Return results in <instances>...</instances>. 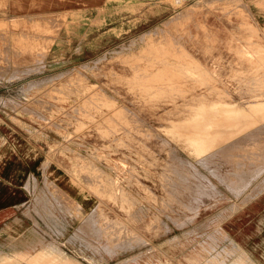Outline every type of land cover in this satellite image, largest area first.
I'll return each mask as SVG.
<instances>
[{"label":"rangeland","instance_id":"rangeland-1","mask_svg":"<svg viewBox=\"0 0 264 264\" xmlns=\"http://www.w3.org/2000/svg\"><path fill=\"white\" fill-rule=\"evenodd\" d=\"M99 17L0 18V208L28 221L9 249L101 264L125 242L168 237L177 253L182 238L215 253L231 210L264 189V121L208 151L172 125L202 105L264 102V30L248 0H111Z\"/></svg>","mask_w":264,"mask_h":264},{"label":"crops","instance_id":"crops-1","mask_svg":"<svg viewBox=\"0 0 264 264\" xmlns=\"http://www.w3.org/2000/svg\"><path fill=\"white\" fill-rule=\"evenodd\" d=\"M110 4L111 0H0V18L76 15L79 19L92 22L102 19L97 18V15ZM248 5L253 18L264 30V0H248ZM41 162L39 156V170L35 168L36 172H41ZM23 164H20L21 173L25 168ZM53 177L60 183L58 186L71 197H81L73 190L76 185L69 178L62 174ZM12 215L13 209L10 207L0 208V239L4 240L0 246L6 247L0 253V264H95L91 261L92 256L80 259L75 255L62 253L59 259L53 260V256L49 254L40 256L38 252L10 250L16 229L26 231L28 228V221L13 219ZM224 229L227 237L222 246L212 254L190 245L187 239H180L177 253L171 247V238L146 237V243L134 241L129 246L125 242L124 246L117 249L114 261L106 258L101 264H138L134 260H141L140 264H264V189L232 209L224 222ZM156 254L162 255L165 260L156 261Z\"/></svg>","mask_w":264,"mask_h":264},{"label":"bare ground","instance_id":"bare-ground-1","mask_svg":"<svg viewBox=\"0 0 264 264\" xmlns=\"http://www.w3.org/2000/svg\"><path fill=\"white\" fill-rule=\"evenodd\" d=\"M225 1V0H224ZM229 1V0H228ZM227 2V1H226ZM217 3H219L220 4V2L218 1ZM215 4V3H214ZM225 4V3H224ZM223 4V5H224ZM179 21V20H178ZM243 25H244V21H243ZM251 25V24H250ZM249 25V28L251 27ZM245 26V25H244ZM146 33V32H145ZM161 35V34H160ZM151 37V36H150ZM153 37V36H152ZM159 38V37H158ZM162 38V37H161ZM164 39V38H163ZM162 39V40H163ZM142 40V39H141ZM158 41H160V40H158ZM167 41H169L168 39H167ZM165 42V41H164ZM170 42V41H169ZM150 43H151V41H150ZM160 44H162V42H160L158 45L160 46ZM165 44V43H164ZM169 44V43H168ZM167 44V45H168ZM152 45V44H151ZM157 45V44H156ZM154 46V45H153ZM162 46H164V45H162ZM158 47V46H157ZM167 47V46H166ZM155 48H156V46H155ZM160 48V47H159ZM158 48V49H159ZM172 49V48H171ZM209 49V48H208ZM143 50V49H142ZM163 50V49H162ZM162 50H161V53H162ZM167 50V49H166ZM254 50V49H253ZM145 51V50H144ZM150 51H152V50H150ZM155 51V53L154 54H156V56L159 54V52H160V49H159V52L158 53H156V50H154ZM146 52H144V54L143 55H145V56H147V54H145ZM151 53V52H150ZM166 53V52H165ZM169 53H171V52H168L167 54H169ZM133 54V53H132ZM131 54V55H132ZM139 54L141 55L142 53L141 52H139ZM153 54V53H152ZM164 54V53H163ZM167 54H165V55H167ZM172 54V53H171ZM138 55V54H137ZM136 55V56H137ZM161 55V54H160ZM159 55V56H160ZM191 55V54H190ZM135 56V55H134ZM155 56V57H156ZM164 56V55H163ZM163 56L161 57L162 59H163ZM174 56V55H173ZM259 56V55H258ZM106 57V56H105ZM119 57H120V54H119ZM139 57V56H138ZM141 57H142V55L139 57L140 59L139 60H142V59H144V58H146V57H144V58H142L141 59ZM151 57V56H150ZM153 58H149V62L150 61H152V60H150V59H154V56H152ZM166 57H168L169 58V56H164V58H165V60L164 61H167L166 60ZM179 57V56H178ZM188 57V56H187ZM189 57H191V56H189ZM257 57V56H256ZM125 58H126V55H125ZM130 58V57H129ZM132 58V57H131ZM147 58H148V56H147ZM167 58V59H168ZM177 58V57H176ZM258 58V57H257ZM133 59V58H132ZM159 61H161V59L160 58H157ZM156 59V60H157ZM180 59V58H179ZM185 59V58H184ZM196 59V58H195ZM134 61H135V59H133ZM132 60V61H133ZM137 60H138V58H137ZM148 59H146V61H147ZM156 60H153V61H156ZM157 60V61H158ZM192 60H193V56H192ZM158 61V62H159ZM182 61V60H181ZM189 61V60H188ZM188 61H187V63H188ZM197 61H199V60H197ZM157 62V63H158ZM169 62H171V61H168V63ZM178 62V61H177ZM192 62V61H191ZM191 62H189V63H191ZM129 63V62H128ZM134 63V62H133ZM138 63V62H137ZM139 63H140V61H139ZM155 63V62H154ZM179 63H181V62H179ZM193 63V62H192ZM195 63V62H194ZM199 63V62H198ZM136 64V63H135ZM135 64H133V65H135ZM147 64V63H146ZM171 63H169V65H170ZM172 64H175V63H172ZM177 65H180V66H182L181 64H178V63H176ZM129 65H132V64H129ZM138 65V64H137ZM140 65V64H139ZM139 65H138V67H139ZM151 65H154V64H150V66ZM166 65H168L167 64V62H166V64L164 65V66H166ZM169 65L167 66V67H169ZM149 66V65H148ZM155 66H157V65H155ZM163 66V65H162ZM176 66V65H175ZM193 66V65H192ZM132 67V66H131ZM137 67V66H136ZM152 67H154V66H152ZM177 67V66H176ZM183 67H184V65H183ZM196 67H198V65L196 66ZM133 68V67H132ZM142 69H145V67L143 68V66L141 67ZM202 68V67H201ZM138 69V68H137ZM161 69V68H160ZM165 69V68H164ZM173 69H174V67H173ZM181 69V68H180ZM135 70V69H134ZM146 70H149V69H146ZM159 69H157V67H156V70H155V72H153L152 71V73H156V71H158ZM162 70H163V68H162ZM202 70V69H201ZM203 70H205V69H203ZM203 70H202V72H203ZM141 71V70H140ZM168 71H169V68H168ZM168 71H166V72H168ZM176 71H177V68H176ZM176 71H174V72H176ZM181 73H182V71H183V68H182V71L181 70H179ZM208 71V70H207ZM148 72V71H147ZM158 72H160V71H158ZM164 72V71H163ZM179 72V73H180ZM198 72H199V70H198ZM201 72V71H200ZM202 72L200 73V74H202ZM206 72V71H205ZM136 73V72H135ZM138 73H140V72H138ZM142 74H143V72H141ZM141 73H140V76H141ZM146 73V72H145ZM160 73H162V72H160ZM180 73V74H181ZM186 73V71L184 72V74ZM173 74H175V73H173ZM207 74V73H206ZM206 74H204V75H206ZM210 75H211V73H209ZM136 76H138L137 75V73L135 74ZM144 75V74H143ZM147 75V74H146ZM153 75V74H152ZM176 75H178V73L176 74ZM187 75V74H186ZM208 75V74H207ZM157 77H158V75H156ZM160 76V75H159ZM161 76H163L162 74H161ZM165 76V75H164ZM163 76V77H164ZM168 78H170L168 75H166ZM172 76H174V75H172ZM172 76H171V78H172ZM181 76H183V74L181 75ZM149 77V76H148ZM151 77V76H150ZM155 76H153V78H154ZM179 77H180V75H179ZM179 77L177 78V79H179ZM185 77V76H184ZM205 77H208V76H205ZM139 78V77H138ZM152 78V77H151ZM150 78V79H151ZM152 78V79H153ZM156 78V77H155ZM154 78V79H155ZM256 78H258V77H256ZM255 78V79H256ZM146 79V78H145ZM144 79V80H145ZM157 79V78H156ZM155 79V81H157ZM163 79H166V78H163ZM176 79V78H175ZM184 79V78H183ZM171 80V79H170ZM129 81V80H128ZM136 81V80H135ZM147 82H149L148 80H146ZM146 81H142L143 83H145ZM155 81H152L151 80V82H155ZM169 81V80H168ZM172 81H173V79H172ZM175 81H177V80H175ZM174 81V82H175ZM253 81H254V79H253ZM158 82V81H157ZM165 82V81H164ZM178 82V81H177ZM176 82V83H177ZM260 82V81H259ZM263 82H264V80H263ZM263 82H262V84H263ZM138 83V82H137ZM150 83V82H149ZM175 83V84H176ZM180 83V82H179ZM178 83V84H179ZM183 83V82H182ZM182 83H180L181 85H182ZM184 83H185V81H184ZM183 83V84H184ZM172 84V83H171ZM174 83H173V86L175 85ZM179 84V85H180ZM256 84H258V82L256 83ZM260 84V83H259ZM258 84V85H259ZM163 85H165V84H163ZM185 85H186V83H185ZM144 86V85H143ZM152 85H150V87H151ZM158 86H160V85H158ZM178 86V85H177ZM138 87V86H137ZM139 87H141L142 88V86L140 85ZM146 87V86H145ZM163 87H166V86H163ZM162 87V89L161 90H163L164 88ZM168 87H170V84L168 85ZM179 87H181V86H179ZM261 87H263V86H261ZM148 88V92H149V87H147ZM147 88H146V90H147ZM155 88H156V85H155ZM160 88H161V86H160ZM177 88V87H176ZM218 88H220V87H218ZM250 88H252L251 86H250ZM143 89V88H142ZM153 89V88H152ZM152 89H151V91H152ZM167 89V91H169V90H171L172 89V91H173V88H171V89H169V88H166ZM169 89V90H168ZM221 89V88H220ZM155 91H156V89H154ZM153 90V91H154ZM174 90H175V88H174ZM178 90H180L179 88H178ZM182 90V89H181ZM255 90V89H254ZM140 91V90H139ZM252 91V90H251ZM147 92V91H146ZM156 92H158V91H156ZM156 92H152V93H156ZM163 92V94H164V96H165V93H166V91H165V93H164V91H162ZM175 92V91H174ZM182 92V91H181ZM185 91H183V93H184ZM226 93V92H225ZM157 94V93H156ZM158 94H159V92H158ZM175 94V93H174ZM178 95H179V92L177 93ZM160 95V94H159ZM225 95V94H224ZM221 96V95H220ZM153 96H151V98H152ZM158 97V96H157ZM167 97V96H166ZM221 109H223V108H221ZM219 110V109H218ZM247 112V111H246ZM243 112V111H236V110H227V111H225L224 113H221V112H219V111H209L208 110V108H206V106L205 105H202V107L200 108V110L199 111H197L195 114H194V116H197L198 117V121L196 122H192L191 120L189 121V120H185V121H182V122H176V123H174L173 125H172V129L173 130H175V131H178V132H180V133H184L185 135H186V137L189 139V140H191V141H194V143L196 144V146L198 147V149L200 150V151H208V150H210V149H212V148H214V147H217V146H219L220 144H222V143H225V142H227V141H229V140H231V139H234V138H236V137H238L241 133H243V132H245L246 130H248V129H250L251 127H253V126H255V125H257V124H260L262 121H264V102H259V103H255V104H253L252 106H251V112ZM250 115V116H252V117H254V118H251V119H247V118H245V117H243L244 115ZM260 128H261V126H259ZM254 129H256V128H254ZM257 130V129H256ZM251 132H253V131H251ZM251 134V133H250ZM247 136V135H246ZM241 137V136H240ZM256 138H258V137H256ZM239 139H241L242 140V138H239ZM254 139V138H253ZM259 139V138H258ZM255 140V139H254ZM260 140V139H259ZM256 141V140H255ZM263 141V140H262ZM238 143V142H237ZM228 144V143H227ZM226 144V145H227ZM239 144V143H238ZM252 144V143H251ZM254 144V143H253ZM233 145V144H232ZM241 145V144H240ZM243 145V147H244V144H242ZM229 146H231L230 144H229ZM246 146V145H245ZM249 146V145H248ZM260 148V147H259ZM262 148V147H261ZM264 148V147H263ZM260 150V149H259ZM226 152V151H225ZM250 152V151H249ZM256 154H257V152H255ZM259 153H260V151H259ZM246 154H248V153H246ZM256 154H254V155H256ZM215 156V155H214ZM248 156V155H247ZM253 156V155H252ZM251 155L249 156L250 158L252 157ZM259 156V155H258ZM238 158H236V160H237ZM252 159V158H251ZM178 171V170H177ZM232 172V171H231ZM234 174V173H233ZM179 176H181V174L179 173ZM183 177V176H182ZM184 179V178H183ZM178 184V183H177ZM105 187V186H104ZM113 187V186H112ZM58 189V188H57ZM57 189H55V191L57 190ZM112 189V188H111ZM59 190V189H58ZM63 192H65V193H67L65 190H63V189H61ZM73 190H75V191H78V192H81V191H79V189H76V188H74ZM113 190V189H112ZM121 190V189H120ZM60 191V190H59ZM105 192H107V191H105ZM120 192H122V190L120 191ZM123 192H125V191H123ZM58 193V192H57ZM113 193H111L110 195H112ZM116 194V195H115ZM117 194L118 193H114L112 196H117ZM120 194H122V197L124 196V194L123 193H120ZM110 195H109V197H110ZM126 197V195L123 197V198H125ZM113 198V197H112ZM60 199V198H59ZM129 199V198H128ZM75 201V200H74ZM124 201V200H123ZM156 201V200H155ZM73 202V201H72ZM123 203V202H122ZM121 203V204H122ZM102 209H103V207H101ZM95 212V211H94ZM93 212V213H94ZM91 215H93V214H91ZM90 215V216H91ZM99 215V214H98ZM97 215V216H98ZM88 217H89V215L87 216V219H88ZM105 217V216H104ZM108 217V216H107ZM87 219H85L83 222H82V224L81 225H83V224H85L84 222L85 221H89V220H91V218H89V220H87ZM111 220V219H110ZM107 221V220H106ZM94 222V221H93ZM105 222V221H104ZM108 222V221H107ZM112 222H114V221H112ZM121 222V221H120ZM87 224V223H86ZM108 224V223H107ZM115 224H116V221H115ZM115 224H113V225H115ZM88 225V224H87ZM108 225H111L110 223L108 224ZM108 225H106V226H108ZM86 226V225H85ZM87 227V226H86ZM81 228V227H80ZM85 228V227H84ZM111 228H112V225H111ZM99 229V228H98ZM105 230V229H104ZM109 230V229H108ZM102 233V232H101ZM100 235V234H99ZM99 235H98V237H99ZM55 250V249H54ZM59 253H60V251H59ZM61 254V253H60ZM59 254V255H60ZM62 256V255H61ZM56 257H59V256H56ZM53 258H54V256H53ZM59 259V258H58ZM67 260V259H66ZM58 261V260H57ZM60 261V260H59ZM61 262V261H60ZM62 263V262H61ZM68 263V262H67ZM66 262H65V264H67ZM63 264V263H62ZM73 264H75V263H73Z\"/></svg>","mask_w":264,"mask_h":264}]
</instances>
